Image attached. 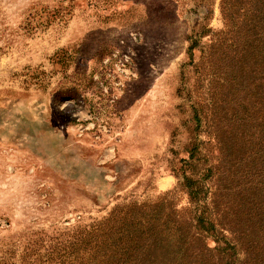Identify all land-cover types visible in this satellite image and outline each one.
<instances>
[{"label": "rangeland", "instance_id": "obj_1", "mask_svg": "<svg viewBox=\"0 0 264 264\" xmlns=\"http://www.w3.org/2000/svg\"><path fill=\"white\" fill-rule=\"evenodd\" d=\"M233 9L0 0V264H83L71 245L132 216L129 264H172L180 232L179 264H264V169L234 118L258 57Z\"/></svg>", "mask_w": 264, "mask_h": 264}, {"label": "trees", "instance_id": "obj_2", "mask_svg": "<svg viewBox=\"0 0 264 264\" xmlns=\"http://www.w3.org/2000/svg\"><path fill=\"white\" fill-rule=\"evenodd\" d=\"M224 8L229 16H232L233 7L236 9H243L240 15H246L248 19L246 22L238 24L241 28L245 29L246 44L251 50L250 54H254L255 60L251 64L247 65V74L250 84V91L246 94V101L242 104L243 113L234 118L241 121L243 127L241 128V135L237 147L240 145L244 146L243 150L246 155L253 159L259 157L261 165L264 169V0H223ZM234 13V12H233ZM235 19L232 16L230 19L231 23H235ZM238 26V27H239ZM221 41L214 42V45H219ZM195 41L190 45V48L196 47ZM231 52H235L236 48L231 49L230 46L224 45L219 48L215 53L220 55L222 59L232 58ZM257 80H260L257 82ZM247 103V106H246ZM245 105V106H244ZM262 140L261 144L260 141ZM193 153L190 152V157ZM188 183L190 181L186 179ZM189 186V185H188ZM192 198L197 199L195 192H190ZM198 222L202 225V228L206 230H213L214 226L212 223L203 217L197 218ZM205 223H209L205 226ZM112 231L101 233L98 235V230L95 233V237H88L87 242H81L80 244H74L70 246V249H84L83 264H129L132 261L133 252V238L132 236L121 235L128 230L137 232L141 229L143 223L140 219L132 216L131 219L126 217L114 218L108 220L106 224ZM155 228V223L151 230ZM158 228V227H156ZM157 230V229H156ZM157 237V236H156ZM156 237L154 239H156ZM127 238L126 242L125 239ZM177 238V239H176ZM185 243L183 242V234L180 232L176 236L172 237L167 247H172L176 250L175 253L171 252L169 261L172 264H179V262L187 261L190 255L183 253L182 247ZM74 252L70 253V256ZM76 257V256H75ZM170 262V263H171ZM225 264H229L226 262Z\"/></svg>", "mask_w": 264, "mask_h": 264}]
</instances>
